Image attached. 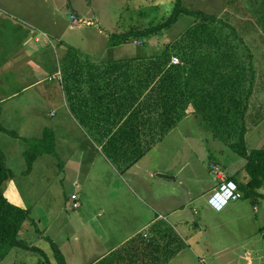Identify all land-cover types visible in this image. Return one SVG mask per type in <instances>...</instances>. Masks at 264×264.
<instances>
[{
	"label": "crops",
	"instance_id": "obj_1",
	"mask_svg": "<svg viewBox=\"0 0 264 264\" xmlns=\"http://www.w3.org/2000/svg\"><path fill=\"white\" fill-rule=\"evenodd\" d=\"M230 2L225 0L224 12L238 17L236 14L243 9L249 17L247 25L237 22L235 26L229 23L220 28H198L197 44H187L195 48V54L182 47L181 66L172 64V55L163 71L158 67L165 65L164 60L156 53H137L139 46L132 42L87 46L92 52L87 58L82 56L85 47L56 48L45 37L48 32L44 20L39 23L36 17L29 19L28 15L0 7V99L35 89L25 98L50 105L52 110L51 126L40 127L36 135L24 139H43L46 131H51L54 147L51 153L38 157L31 171L25 173L32 174L37 161L50 157L58 166L59 186L71 185L80 191L78 195H100L95 199L103 203L104 196H109L105 197L108 209L99 207L95 211L96 221L100 222H69L74 242L71 235L63 245L52 240L66 264H158L157 258L163 260L167 254L162 250L156 254L147 246L152 238L158 240L154 245L166 243L169 248L183 238L190 244L198 239L199 228L187 209L196 198L194 191L204 165L200 170L190 165L184 148L191 151L188 141L200 132L199 140L204 144L202 133L216 129L202 122L203 115L264 116V0H239L236 4L241 6L229 7ZM58 19L54 15L47 22L51 30L58 28ZM54 32L57 38L65 37L61 31ZM151 67L154 69L149 70ZM19 85H23L21 89ZM36 115L43 119L38 109ZM246 129L247 143V123ZM210 137L227 144L212 133ZM262 140L259 137V142ZM191 153L196 156L194 151ZM198 162L203 163V159ZM241 164L236 167L240 169L236 171L238 177L233 174L226 178H235L239 188L249 181L243 160L234 166ZM14 180L13 174V179L4 184L12 196L16 190ZM173 186L186 187V191L180 190L188 195L185 205H180L179 196H175L174 204ZM123 197L134 200L121 202ZM16 206L26 209L21 202ZM245 207L240 204L239 209ZM114 208L121 209L114 212ZM123 208L132 219H123ZM106 211L116 223L103 222ZM240 214L236 217H246ZM170 218L175 220L167 227L159 225L171 222ZM120 221L128 222L125 227L149 223L125 237ZM28 224H23L19 238L29 234ZM79 226L85 227L84 251L78 248L79 230L75 227ZM39 236L33 246L47 239L44 233ZM181 254L178 251L167 264ZM193 257L203 263L197 253Z\"/></svg>",
	"mask_w": 264,
	"mask_h": 264
},
{
	"label": "rangeland",
	"instance_id": "obj_2",
	"mask_svg": "<svg viewBox=\"0 0 264 264\" xmlns=\"http://www.w3.org/2000/svg\"><path fill=\"white\" fill-rule=\"evenodd\" d=\"M236 2L239 0L234 2L232 0L229 7L235 5ZM181 3L190 10L216 16L219 21L216 24H209L183 15L174 26L163 30L150 39L132 40V44L139 46V49L136 48L137 53H156L157 57H160L167 52L170 57L173 55L172 64L181 66L179 50L186 44H197L196 32L198 28H220L229 23L235 26L237 22L247 25L249 20L247 14L243 13V9L240 14H236L239 8L236 9L235 14L239 15L238 17L232 12L225 13L223 10L226 4L225 0H181ZM236 5L241 6L242 4L237 3ZM175 6L176 0H0L2 9L6 8L20 15H28L29 19L36 17L39 23L44 20L46 23L45 31L48 32L45 37L49 38V41L56 48L61 45L60 48L68 50L72 45L85 47L86 50L82 51L83 58H87L92 53L87 46L104 45L107 42L110 44L112 34L144 29L163 23L173 13ZM54 15L59 18V23H57V29L51 30L47 22ZM250 24L255 26L254 22ZM55 30H58V33L60 31L62 34L65 33V37L57 38ZM194 32L195 38L191 35ZM149 48L152 49V52L148 51ZM59 51L62 52L61 49ZM174 58H177L179 62L174 64ZM49 68L53 70V68ZM54 69L56 70V66ZM22 86L19 85V88L21 89ZM33 91L20 92L14 98L0 99V124L1 127L7 129L4 133L0 128V149L6 156V164L14 174L16 185V190L13 192L14 196L7 193V188L4 185L2 191L5 197L15 205L21 202L23 207L29 210L30 218L35 222L34 225L29 223L26 226L29 234L26 235L27 237H20V239L33 245V242L37 243L40 239L39 235L44 233L46 238L54 240L58 245H63L70 235L73 238L72 242H74L75 236L71 233L72 227L69 222H88V219L93 222H100L96 221L97 212L95 211L100 209L99 207L108 209L105 197L109 198V196H104L103 203L99 202L100 199L98 201L95 199L100 195L80 194V202H82L83 207L74 209L71 196L80 193V191L67 184L59 186L58 166L52 163L53 159L50 157H44L37 161L32 174L25 173L27 163L23 152L28 148L25 139L36 135V131L40 127L45 126L48 129L52 119L50 105L45 106L34 99L27 100L25 98L27 94H31ZM41 107L43 109H40ZM37 109L43 113V119L41 115H36ZM238 115L232 119L231 124L237 123ZM191 122L202 123L206 121L202 119V122ZM261 122L263 124L258 129H254V126ZM244 123L250 127L246 143L248 150L264 149V116L245 115ZM230 128L233 129L234 126L231 125ZM218 129L202 133V136L206 138L204 144L200 143L199 140L201 132L190 137L188 144L196 156L184 148V152L190 157V165L199 167V170L204 165V170L201 172L203 175L199 176L201 180L195 187L196 191H194L196 198L193 205L187 209L194 225L199 228V232L197 233L198 239L193 244L187 242L185 238L179 243L177 242L174 250L175 252L182 251V254L171 264H264V186L258 190L259 195L250 198L246 197L249 192L243 190V196L241 195L242 197L237 201L230 202L222 212H215L208 206V199L214 191L213 188L219 185L218 180L210 172L211 165L214 164L211 161L216 162L215 165L219 164L217 166L222 169L225 179L233 174L236 177L239 176V174L236 175V171H240V169L236 167H241L242 164L234 166L238 160H243L244 164L246 163L242 157L230 149V144L233 141L230 142L222 138L220 134L214 133ZM211 133L214 134L215 138L220 137L227 142L229 147H226L227 144L226 146L222 145L218 140L213 141V137H210ZM259 137L261 140L263 138L260 142ZM45 146L48 145L45 144ZM51 146L54 147L53 142ZM217 149L223 151L224 154ZM198 159H203V163L198 162ZM180 190L184 192L186 187L173 186L174 204H176L175 196H179L180 205H185L188 202V195L181 194ZM133 200L132 197H123L121 202H133ZM240 204L246 207L240 210ZM116 209L121 208H114V212ZM239 211L242 213L240 214ZM123 213L124 220L132 219L130 212L124 208ZM239 214L246 217H236ZM149 216L147 215V218ZM168 220L171 222H161L159 225L167 227L168 223L174 222L175 218ZM103 222L116 223V219L109 217L106 211ZM118 223L121 228H125L124 235L127 237L149 222H136L135 226L132 227H125L128 222L120 221ZM75 229L79 230L78 248L84 251L86 248L85 227L79 226ZM170 230L174 235V230L172 228ZM167 245L165 243L164 247ZM36 247H39L46 257L48 255L49 259L21 248L9 249L6 246H0V264H57L51 243L47 239L36 244ZM163 252L164 249H162ZM194 252L197 253L203 263L193 257ZM83 260L81 262L85 263Z\"/></svg>",
	"mask_w": 264,
	"mask_h": 264
},
{
	"label": "trees",
	"instance_id": "obj_3",
	"mask_svg": "<svg viewBox=\"0 0 264 264\" xmlns=\"http://www.w3.org/2000/svg\"><path fill=\"white\" fill-rule=\"evenodd\" d=\"M183 15L199 19L209 24H216L219 21V18L216 16L207 15L201 11L190 10L182 5L181 0H176V6L173 10V13L167 18L166 21L144 29H134L119 34H112L110 36V44L120 45L129 43L132 40L150 39L163 30L174 26ZM191 35L194 38L196 37L195 32L194 34L191 33ZM183 49L185 52L186 50H192L191 55L195 54V48L188 47L187 44L183 47ZM158 58L165 61V65L163 64L162 67H158L159 71H163V69H165L164 66H166L170 62L171 57L166 52ZM182 58L187 60V57L185 56ZM148 69L153 70L154 68L151 67ZM159 74H164V72H159ZM235 116L236 115L233 116L229 114L212 116L206 114L202 116V119L208 122L211 127L214 126V128L220 129H218L217 132H214L216 135L220 134L222 138L229 140L230 142L233 141L230 144V148L246 161L244 170L249 177V181L246 184L241 185L239 188V185L237 184V180L235 178L228 179L233 180L238 185L239 190H247L249 194H247L246 197L250 198L251 196L259 195L258 190L264 186V149H253L251 151L248 150L245 140V134L247 131L246 125L244 123L245 115L239 114L237 116V123L231 124V121ZM231 125L234 126L233 129L230 128ZM25 141L28 144V148L24 152V157L27 163L26 172H30L34 162L38 157L43 156L46 153H51L53 137L50 131H46L43 139H28ZM45 144L48 146H45ZM11 179H13V173L7 166L6 157L3 151L0 149V246H6L9 249L21 248L27 251L35 252L40 256L47 258L45 253L38 247L33 246L27 241L19 238V232L23 224L27 222L31 225H34L35 222L30 218L29 210L12 204L3 194L2 186ZM47 240L51 243L57 264H66L65 258L57 244H55L49 238H47ZM150 242L151 243H149L147 246L155 249L156 254L159 253L162 249H164V253L167 254L165 259L163 260L159 257L157 258L158 264L169 263L173 256L178 252H175L174 246L169 248L168 245L166 247H163L164 244L157 243L156 245H154L153 243L158 242L156 237L152 238Z\"/></svg>",
	"mask_w": 264,
	"mask_h": 264
},
{
	"label": "built area",
	"instance_id": "obj_4",
	"mask_svg": "<svg viewBox=\"0 0 264 264\" xmlns=\"http://www.w3.org/2000/svg\"><path fill=\"white\" fill-rule=\"evenodd\" d=\"M179 60L174 58L173 63H178ZM211 172L214 177L219 181V185L208 199V206L215 212H222L230 202L239 200L242 196L239 192L238 185L229 179H225L222 169L215 165H211ZM73 201V208L79 209L81 207L80 197L78 194L71 196Z\"/></svg>",
	"mask_w": 264,
	"mask_h": 264
},
{
	"label": "water",
	"instance_id": "obj_5",
	"mask_svg": "<svg viewBox=\"0 0 264 264\" xmlns=\"http://www.w3.org/2000/svg\"><path fill=\"white\" fill-rule=\"evenodd\" d=\"M75 13V12H74Z\"/></svg>",
	"mask_w": 264,
	"mask_h": 264
}]
</instances>
